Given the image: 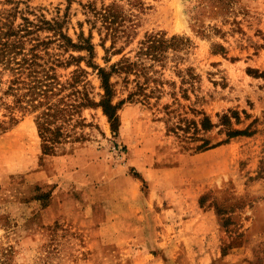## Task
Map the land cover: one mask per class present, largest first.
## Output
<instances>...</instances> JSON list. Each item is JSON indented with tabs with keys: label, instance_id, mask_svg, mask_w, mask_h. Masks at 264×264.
<instances>
[{
	"label": "rangeland",
	"instance_id": "rangeland-1",
	"mask_svg": "<svg viewBox=\"0 0 264 264\" xmlns=\"http://www.w3.org/2000/svg\"><path fill=\"white\" fill-rule=\"evenodd\" d=\"M35 69L92 101L53 153ZM0 264H264V0H0Z\"/></svg>",
	"mask_w": 264,
	"mask_h": 264
},
{
	"label": "trees",
	"instance_id": "trees-1",
	"mask_svg": "<svg viewBox=\"0 0 264 264\" xmlns=\"http://www.w3.org/2000/svg\"><path fill=\"white\" fill-rule=\"evenodd\" d=\"M175 38L176 37L173 36L171 39L175 41ZM141 43V50H144L154 59L158 60L163 56L162 51L164 50V47L171 44L169 39H160L156 34L147 35ZM173 44L174 42L171 45ZM135 65V62L126 60L121 64L120 68L131 70ZM40 73L41 70L35 69L33 74H29L32 76V79L26 81L24 86L26 89L18 94L17 99L19 102L25 101L35 109L42 106L44 107V109L36 115V123L41 138L43 153H53L57 144L62 143L69 136V134L64 131L62 125V122L65 119V112L70 111L72 107L77 108L78 106L85 104H92V101L86 94V100L76 103L71 102L69 97L74 94V91H69L66 94L62 93L65 83H60L55 72L50 73L49 71H46L44 77H41L39 75ZM99 73L105 93L98 104L103 107V110L108 115L109 119L115 120L117 118L116 109L118 105H114L111 102L112 90L109 81V74L104 71L103 68H99ZM67 83H69L70 87L74 86L71 81H67ZM21 106L25 107V105ZM224 117L227 121L229 120L227 115ZM212 126L213 123L208 117H205L204 120H202L203 129H208ZM196 129H198L197 125ZM237 133H240V131H234L233 134ZM205 145L206 141L201 144L200 147H204Z\"/></svg>",
	"mask_w": 264,
	"mask_h": 264
}]
</instances>
